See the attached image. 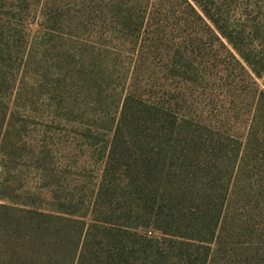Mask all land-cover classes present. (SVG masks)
Wrapping results in <instances>:
<instances>
[{
	"label": "rangeland",
	"instance_id": "rangeland-1",
	"mask_svg": "<svg viewBox=\"0 0 264 264\" xmlns=\"http://www.w3.org/2000/svg\"><path fill=\"white\" fill-rule=\"evenodd\" d=\"M187 2L195 12L184 0H0V264L109 263L118 243L89 211L111 142L125 159L135 137L158 159L167 150L151 141L161 133L135 132L139 100L186 116L170 166L186 205L214 195L220 214L210 242L139 229L162 264H264V0ZM57 208L76 212L36 213Z\"/></svg>",
	"mask_w": 264,
	"mask_h": 264
},
{
	"label": "trees",
	"instance_id": "trees-1",
	"mask_svg": "<svg viewBox=\"0 0 264 264\" xmlns=\"http://www.w3.org/2000/svg\"><path fill=\"white\" fill-rule=\"evenodd\" d=\"M184 3L195 12L194 7L187 0H184ZM260 96L264 99L262 91ZM132 99L131 94L125 95L124 109ZM139 101L138 104L141 105V109L139 110V107H136L133 112L137 115L135 117V132H138V136L141 133L142 135H148V132L151 133L150 135L161 133L160 136H155L151 141L160 140L164 142L167 150L166 155L162 159H158L157 152L153 150V147H148L150 141L146 143L141 140L142 138L139 140V137H135L138 147L129 154L128 159L130 160H128L125 159L123 151H118L119 146L116 145V142H111V152L101 170L100 180L92 197V208L89 211L92 219V222H89L90 228H99L102 231V237H111L118 243L117 246L111 249L107 248L105 254L101 256H104L105 261L109 262L107 264H142L145 262H139L138 260L146 254L149 257L150 254L152 255L150 261H153L150 264H156L155 260L157 259L162 260V264L166 254L161 247L155 245V240L174 241L176 244H180L183 238L198 243L210 242L215 230L214 225H217L220 215L219 207L211 202L212 199H216V196L212 194V197L206 196L208 203L198 198L192 199L194 200L193 206L186 205L187 195L179 182L180 178H178L179 171L182 172L181 167L179 166V169L176 170L170 166L171 164L174 167L172 159L177 155H175L174 145L173 150H170L172 144L169 137L178 125L182 126L181 123L188 120L186 116H182L177 121L176 116L168 112L162 104L152 101ZM140 112L152 113L156 116V119L159 117L163 122L161 129L149 128L154 121L148 116H143L141 119L143 113L140 114ZM142 120L149 124L141 126L140 121L142 122ZM119 130L120 127H116L113 138L117 137ZM174 160H177V158ZM106 198L108 199L107 208H104L102 203L107 200ZM111 199L115 200L116 203H120V207L114 208ZM66 201L71 200L65 198L63 205ZM203 206L205 208L200 209ZM111 207L113 209H110ZM51 211H55L57 214H52V212L36 213L43 217L69 221L71 220L69 215H74L76 212L70 208L67 210L57 208ZM86 214L82 213L79 217L82 219ZM76 221L84 224V220L79 218ZM204 221H206L205 225ZM142 228L145 230L152 228L158 231L161 236L155 240L147 238V236L138 232ZM132 238L136 240L134 241ZM89 241L88 239L85 241L84 251H86V245L93 247L92 240L89 239ZM129 242L132 244L127 245ZM200 247L197 245V248ZM127 253H130V255H126ZM134 253H137L138 256H133ZM82 259L80 257L78 260L82 262ZM186 261L184 264L188 263ZM61 262L60 264L64 263L63 260Z\"/></svg>",
	"mask_w": 264,
	"mask_h": 264
}]
</instances>
